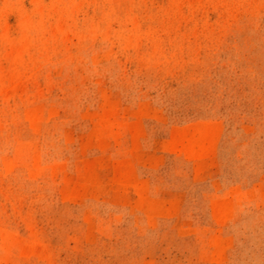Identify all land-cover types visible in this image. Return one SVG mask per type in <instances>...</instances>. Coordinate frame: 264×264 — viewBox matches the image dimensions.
Instances as JSON below:
<instances>
[{"label": "rangeland", "instance_id": "374dc122", "mask_svg": "<svg viewBox=\"0 0 264 264\" xmlns=\"http://www.w3.org/2000/svg\"><path fill=\"white\" fill-rule=\"evenodd\" d=\"M0 264H264V0H0Z\"/></svg>", "mask_w": 264, "mask_h": 264}]
</instances>
